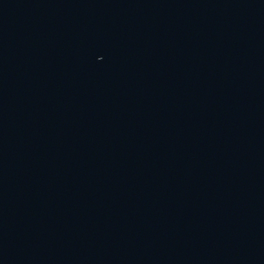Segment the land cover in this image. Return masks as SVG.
<instances>
[{"label":"water","instance_id":"1","mask_svg":"<svg viewBox=\"0 0 264 264\" xmlns=\"http://www.w3.org/2000/svg\"><path fill=\"white\" fill-rule=\"evenodd\" d=\"M154 264H264V0H247L205 146Z\"/></svg>","mask_w":264,"mask_h":264}]
</instances>
